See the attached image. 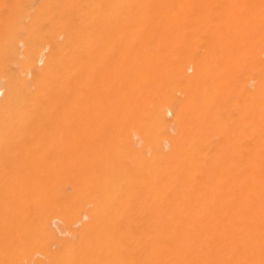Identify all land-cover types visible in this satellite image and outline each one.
<instances>
[{"label": "bare ground", "instance_id": "6f19581e", "mask_svg": "<svg viewBox=\"0 0 264 264\" xmlns=\"http://www.w3.org/2000/svg\"><path fill=\"white\" fill-rule=\"evenodd\" d=\"M0 264H264V0H0Z\"/></svg>", "mask_w": 264, "mask_h": 264}]
</instances>
